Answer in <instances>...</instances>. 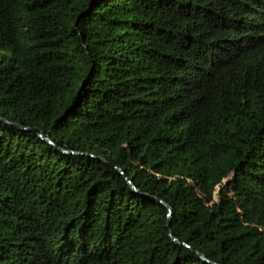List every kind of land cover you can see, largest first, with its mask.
I'll return each mask as SVG.
<instances>
[{"label": "trees", "instance_id": "obj_1", "mask_svg": "<svg viewBox=\"0 0 264 264\" xmlns=\"http://www.w3.org/2000/svg\"><path fill=\"white\" fill-rule=\"evenodd\" d=\"M0 264H264V0H0Z\"/></svg>", "mask_w": 264, "mask_h": 264}, {"label": "water", "instance_id": "obj_2", "mask_svg": "<svg viewBox=\"0 0 264 264\" xmlns=\"http://www.w3.org/2000/svg\"><path fill=\"white\" fill-rule=\"evenodd\" d=\"M18 127L21 128L20 126H18ZM32 130L37 131V132L39 133V135L42 136L41 131H40L39 129H37V128H33ZM47 141H48L49 143H52V141H51L50 139H48V138H47ZM63 151H65V150H63ZM65 152H67V151H65ZM158 201H159L160 203L164 204L165 206H167L168 209H169V211H170V213L172 212L170 206H169L165 201H163L162 199H158ZM173 240L176 241V242L178 241L177 238H175V237H173ZM198 254L200 255V257H201L202 259L208 261V260H207L202 254H200V253H198Z\"/></svg>", "mask_w": 264, "mask_h": 264}]
</instances>
